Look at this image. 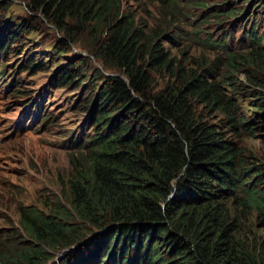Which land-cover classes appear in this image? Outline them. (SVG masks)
Returning a JSON list of instances; mask_svg holds the SVG:
<instances>
[{
    "label": "trees",
    "instance_id": "trees-1",
    "mask_svg": "<svg viewBox=\"0 0 264 264\" xmlns=\"http://www.w3.org/2000/svg\"><path fill=\"white\" fill-rule=\"evenodd\" d=\"M123 1L28 0L64 33L57 56L80 26L86 55L111 73H87L85 57L56 68L52 82L79 90L93 129L80 141L59 128L62 145H81L89 168L67 203L18 206L17 227L0 232V264H47L56 250L61 264H264L262 239L243 226L250 213L264 223V162L238 142L264 131V0H147L159 9L144 21ZM180 18L198 22L205 55L173 30ZM23 22H6L9 40ZM5 68L0 84L15 98ZM24 106L45 131L58 126L35 101Z\"/></svg>",
    "mask_w": 264,
    "mask_h": 264
},
{
    "label": "rangeland",
    "instance_id": "rangeland-1",
    "mask_svg": "<svg viewBox=\"0 0 264 264\" xmlns=\"http://www.w3.org/2000/svg\"><path fill=\"white\" fill-rule=\"evenodd\" d=\"M140 3L124 0L123 8L135 12L142 21L149 20L148 15L159 9L158 2L142 0ZM31 5L28 0H0V44L2 48L10 45L14 50V53L0 52V67L6 66V81L10 79L12 89L21 92L11 97L6 89L9 83L5 87L0 84V232L4 238L18 225L19 205L33 204L47 209L55 201L67 203L70 181L89 168L88 155L81 145L77 148L62 145L65 136L59 134L62 131L59 128L67 131L66 136L74 130V139L80 133V141L88 132L92 134L93 129L86 123L88 112L79 90H73L71 85L58 87L52 82L56 68L70 58L85 57L87 73H111L104 70L97 59L86 55L90 35L80 26L73 27L76 42H70L67 52L57 56L56 46L65 38L64 33ZM4 13L6 18L2 21ZM21 20H24L23 27L14 25L15 30L21 31L19 39L9 40L6 22L17 24ZM197 25L198 22L190 18H180L173 30L184 34L185 41L190 42L191 53L200 56L205 55L206 50L194 39L196 35L192 32ZM160 43L177 56L183 51L181 46L172 48L163 38ZM25 59L42 61L45 69L36 72L32 68L25 69L21 65ZM29 101L38 103L45 113L51 112L58 126L45 131L39 127L40 119L33 122L24 106ZM238 142L246 155L255 157L250 158L252 161L264 162V131L253 137L243 136ZM243 226L247 236L262 239L264 244V223L258 221L254 213L245 217ZM64 254L61 250L51 252L52 259L47 264H61L66 258L61 260Z\"/></svg>",
    "mask_w": 264,
    "mask_h": 264
}]
</instances>
